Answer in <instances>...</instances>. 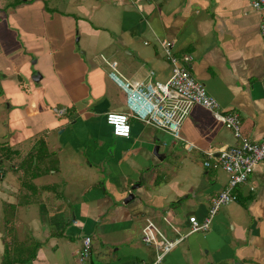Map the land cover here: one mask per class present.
<instances>
[{"label":"crops","instance_id":"0c3cea01","mask_svg":"<svg viewBox=\"0 0 264 264\" xmlns=\"http://www.w3.org/2000/svg\"><path fill=\"white\" fill-rule=\"evenodd\" d=\"M49 2L64 6L51 21L59 15L74 34L47 36L44 54L34 52L40 72L27 73V57L5 56L0 44V63L18 56L22 72L8 79L0 67V264L10 215L18 240L39 244L27 264H79L85 237L93 242L91 264H153L159 252L142 243L144 226L152 222L173 240L188 232L190 217L203 221L229 179L204 162L236 141L198 105L180 140L134 120L129 138L115 137L105 116L126 112L125 95L108 63L130 82L166 83L174 66L159 43H172L179 64L241 116L246 138L260 142L264 12L253 0ZM185 56L192 61L184 64ZM14 106L23 117L7 125ZM234 193L209 232L189 236L161 264H264V162Z\"/></svg>","mask_w":264,"mask_h":264},{"label":"built area","instance_id":"2783aa9c","mask_svg":"<svg viewBox=\"0 0 264 264\" xmlns=\"http://www.w3.org/2000/svg\"><path fill=\"white\" fill-rule=\"evenodd\" d=\"M251 5L255 10L264 12V0H253ZM261 35L264 42V17ZM159 45L166 59L174 66L172 76L166 83L130 82L119 73L117 63H108L109 77L124 93L126 106V112H109L105 116L113 135L118 138H129L132 131L131 121L134 120L180 140L181 127L190 109L198 105L209 110L217 121L231 131L236 143L217 156L209 153L208 160L204 162L205 168L221 169L229 179L226 187L212 197L209 213L203 221L190 217L188 232L173 240L168 239L152 222L144 226L141 231L142 243L159 252L153 264H161L163 259L189 236L209 232L220 209L236 201L235 190L245 185L258 164L264 162V137L260 142L246 138L242 130L241 116L235 111L224 109L208 94L205 86L190 74L186 66L179 64V60L173 56L172 43L161 41ZM191 61V56L183 58L184 64ZM152 75L151 72L150 77ZM55 111L59 115H64L63 110ZM92 250V238L85 237L77 254L78 263L90 264Z\"/></svg>","mask_w":264,"mask_h":264},{"label":"rangeland","instance_id":"374dc122","mask_svg":"<svg viewBox=\"0 0 264 264\" xmlns=\"http://www.w3.org/2000/svg\"><path fill=\"white\" fill-rule=\"evenodd\" d=\"M32 1L31 3H20L19 6L21 7L18 9L8 10L7 6L14 4V0H0V12L5 13V21L0 24V44L5 51V56L13 54L15 50L18 51V54L26 56L27 64L24 68L27 73L36 75L40 72V65L36 66L35 63L40 58L38 57L39 55L37 56L34 52L38 51L39 54L41 52L44 54L46 50L45 46L48 44L47 36L51 33L59 35L66 33L65 35L70 36L71 32L74 34V31L70 30V28H65L64 21L60 19L59 15H56L53 21H51L54 10H60L64 13V6L62 3L58 2L53 5L49 2L50 0ZM3 38L5 40H3ZM0 67L3 68V72H0L1 76L11 79L15 73L20 71L18 69V56L10 60L2 56ZM20 74H22L21 71ZM22 114L23 113L18 110V107L14 106L6 116V124L14 126L18 123V119L20 120L23 117ZM9 168L10 166H8V169ZM5 219L10 220L12 217L10 215ZM15 225L16 224H14L13 228Z\"/></svg>","mask_w":264,"mask_h":264},{"label":"trees","instance_id":"16d2710c","mask_svg":"<svg viewBox=\"0 0 264 264\" xmlns=\"http://www.w3.org/2000/svg\"><path fill=\"white\" fill-rule=\"evenodd\" d=\"M29 2L30 1H26V0H18L16 4H13V6L19 5L20 3H29ZM1 94L2 93H0V95ZM13 226L14 223L12 219L8 220L6 225V236L10 240L8 242L5 241L6 248H5L2 264H27L32 260V257H34L33 256L34 252L39 247V244L36 242L31 243L30 240L19 241L15 235L16 231L13 228Z\"/></svg>","mask_w":264,"mask_h":264},{"label":"water","instance_id":"95a60500","mask_svg":"<svg viewBox=\"0 0 264 264\" xmlns=\"http://www.w3.org/2000/svg\"><path fill=\"white\" fill-rule=\"evenodd\" d=\"M154 154L157 156V154H158V147L155 149Z\"/></svg>","mask_w":264,"mask_h":264},{"label":"bare ground","instance_id":"6f19581e","mask_svg":"<svg viewBox=\"0 0 264 264\" xmlns=\"http://www.w3.org/2000/svg\"><path fill=\"white\" fill-rule=\"evenodd\" d=\"M1 162V161H0Z\"/></svg>","mask_w":264,"mask_h":264}]
</instances>
